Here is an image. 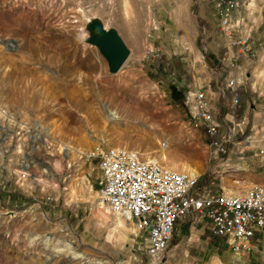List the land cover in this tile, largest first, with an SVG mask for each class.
Listing matches in <instances>:
<instances>
[{"label":"rangeland","instance_id":"obj_1","mask_svg":"<svg viewBox=\"0 0 264 264\" xmlns=\"http://www.w3.org/2000/svg\"><path fill=\"white\" fill-rule=\"evenodd\" d=\"M225 1L0 0V264L149 263L132 222L98 205L86 156L107 148L194 171L213 192L264 182V0H233L223 26ZM92 21L129 51L115 73ZM200 91L238 125L224 152L194 117ZM183 231L161 264H264V238L243 260L199 220Z\"/></svg>","mask_w":264,"mask_h":264},{"label":"built area","instance_id":"obj_2","mask_svg":"<svg viewBox=\"0 0 264 264\" xmlns=\"http://www.w3.org/2000/svg\"><path fill=\"white\" fill-rule=\"evenodd\" d=\"M235 5L233 0L225 1L223 26ZM240 84L235 79L227 84L231 110ZM195 99L194 117L202 122L210 144L224 152L223 146L234 141L238 125L233 116L232 120L216 117L203 92ZM240 125L245 129L244 120ZM86 158H97L98 205L132 222L146 244L148 264L162 263L180 220L201 221L209 236L235 255L252 252L254 237L264 234V185L241 194L213 192L201 184L199 176L143 161L136 151L125 148H107Z\"/></svg>","mask_w":264,"mask_h":264},{"label":"water","instance_id":"obj_3","mask_svg":"<svg viewBox=\"0 0 264 264\" xmlns=\"http://www.w3.org/2000/svg\"><path fill=\"white\" fill-rule=\"evenodd\" d=\"M89 42L96 45L106 57L109 70L117 72L126 61L129 51L114 30L105 29L100 23L92 21L89 24Z\"/></svg>","mask_w":264,"mask_h":264},{"label":"crops","instance_id":"obj_4","mask_svg":"<svg viewBox=\"0 0 264 264\" xmlns=\"http://www.w3.org/2000/svg\"><path fill=\"white\" fill-rule=\"evenodd\" d=\"M264 181V180H263ZM248 185H263L264 184V182H260V180H250L248 183H247ZM195 222V221H194ZM194 222H190V220H180L179 221V223H178V225H177V227H176V231H175V235H179L180 233H183L184 231V226H186V225H189V224H191V223H194ZM203 224V223H202ZM203 226H204V224H203ZM193 227V226H192ZM205 228V227H204ZM264 238V234H261V235H256L255 237H254V239H253V250H252V252H250V253H247V254H244V255H235V254H233V253H231L228 249H226L224 246V248L228 251V252H230L231 254H233L234 256H239L240 258L239 259H243V260H245V259H249L248 257L251 255V254H253V253H255L257 250H258V248H259V243H260V240L261 239H263ZM241 257H244V258H241ZM247 257V258H246Z\"/></svg>","mask_w":264,"mask_h":264},{"label":"bare ground","instance_id":"obj_5","mask_svg":"<svg viewBox=\"0 0 264 264\" xmlns=\"http://www.w3.org/2000/svg\"><path fill=\"white\" fill-rule=\"evenodd\" d=\"M103 109H104V111L106 113H108V120H113V121H116V122L119 120V116L115 112H113L112 110H110L108 105L103 106ZM159 154L162 156L163 159L165 158V154L163 153L162 150L159 151ZM150 158L151 157H146V161H150ZM166 159H168L167 156H166ZM193 172L194 171H190V174H193L194 175L195 173H193ZM117 225L118 226H120V225L122 226V224L120 222H118ZM229 264H230V262H229Z\"/></svg>","mask_w":264,"mask_h":264}]
</instances>
